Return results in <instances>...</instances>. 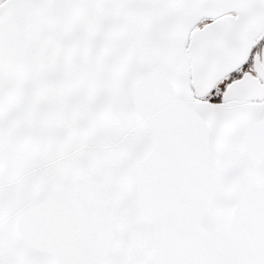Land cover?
Segmentation results:
<instances>
[{"label":"snow or ice","instance_id":"snow-or-ice-1","mask_svg":"<svg viewBox=\"0 0 264 264\" xmlns=\"http://www.w3.org/2000/svg\"><path fill=\"white\" fill-rule=\"evenodd\" d=\"M0 264H264V0H0Z\"/></svg>","mask_w":264,"mask_h":264}]
</instances>
